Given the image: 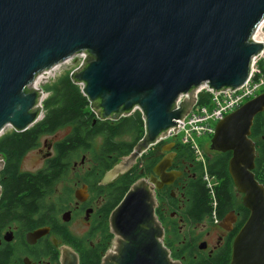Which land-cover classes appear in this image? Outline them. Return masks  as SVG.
Here are the masks:
<instances>
[{"label": "water", "instance_id": "obj_1", "mask_svg": "<svg viewBox=\"0 0 264 264\" xmlns=\"http://www.w3.org/2000/svg\"><path fill=\"white\" fill-rule=\"evenodd\" d=\"M263 30L264 0H0V136L7 127L22 133L38 122L45 93L35 87L37 79L82 54L69 76L96 119L116 122L138 111L143 120L142 138L102 178V185L110 183L170 130L175 133L202 88H240L264 49L256 42ZM263 110L264 92L219 121L210 141L212 150L231 153L228 173L250 212L230 264H264V234L258 235L264 231V190L251 172L249 138ZM169 164L161 160L154 169L159 179L137 180L111 211L113 242L101 264H180L162 243L155 215V189L179 175L165 173ZM3 165L0 157V170ZM69 217L64 213L62 220ZM48 232L39 229L27 241ZM58 263L79 264L78 255L63 245Z\"/></svg>", "mask_w": 264, "mask_h": 264}, {"label": "trees", "instance_id": "obj_2", "mask_svg": "<svg viewBox=\"0 0 264 264\" xmlns=\"http://www.w3.org/2000/svg\"><path fill=\"white\" fill-rule=\"evenodd\" d=\"M258 67L264 75V62L260 61ZM70 72L60 74L41 86L46 97L41 104L43 117L39 122L25 132L9 131L0 136V156L5 160V168L1 173L3 180L0 181V219L21 224L25 232L40 226L51 227L53 235L78 255L79 264H101L103 254L113 238L108 227L111 211L129 187L141 178L138 174L141 170L139 166L142 165V170L147 175L160 157H156L154 152H148L131 171L120 176L113 184L105 188L97 186L99 182L96 178H102L121 157L129 155L142 138L143 120L138 111L116 122L95 120L81 88L71 81ZM207 98L206 93H199L198 104L204 105ZM65 125L71 126V132L60 143L55 144L52 157L45 161L44 169L35 173H20L18 167L21 160L36 147L39 139ZM160 144L159 142L158 145ZM176 146L185 149L186 153L182 154V158L193 156L188 146L178 142ZM86 154H90L93 167L86 173L85 182L93 181L91 191L97 195L106 194V197L94 216L97 225H94V229L88 232L87 239L84 240L71 234L67 228L60 229L59 226L62 225L57 217L58 210L53 204L45 206L43 202L49 191L67 173L70 161ZM229 159L230 153L219 154L212 159L206 158V172L215 182L211 193L202 179L203 167L198 177L189 180L187 197L192 205L191 219L207 212L211 215L212 209L221 216V212L231 205L233 185L228 173ZM93 238H98V241L92 242ZM21 245L24 244L20 239L14 245L0 247V264H17ZM22 250V255L27 253ZM47 255L52 264H58L55 251L49 250ZM228 262L229 256L226 253L215 259L213 264Z\"/></svg>", "mask_w": 264, "mask_h": 264}, {"label": "flooded vegetation", "instance_id": "obj_3", "mask_svg": "<svg viewBox=\"0 0 264 264\" xmlns=\"http://www.w3.org/2000/svg\"><path fill=\"white\" fill-rule=\"evenodd\" d=\"M263 92L264 90H262L260 94ZM95 120H97L96 117ZM67 127H70V131L68 132V134L62 139H57V132ZM10 131L13 130L11 129ZM70 132L71 126L65 125L57 129L51 135L42 136L37 142L36 147L27 153L29 154L34 150L42 152V167L34 172L24 171L22 167V161L27 155L26 154L19 164L18 171L20 173H35L43 170L45 161L52 157L55 144L60 143L65 137L70 134ZM249 138L254 144L255 149L254 166L251 172L254 176V179L259 185L263 187L264 190V110L254 117L252 127L250 129ZM42 139L43 141L41 143L40 141ZM176 144L177 142L173 139H168L160 145L155 144L149 147L148 150H146L143 154L140 155V157L137 158L136 163L128 171L119 175L112 182L105 185H102L101 179L97 186L105 188L113 184L114 181L117 180L120 176L125 175L126 173L131 171L139 162L140 158H142V156L148 152H154L155 156L160 157V159L152 167L151 172L147 175L144 174L142 165H140L139 167L141 168V170L138 174L141 176V178L139 179L149 180V178L151 177L159 179L158 175L154 173V169L161 162V160H163L164 158H169L170 164L165 173L176 172L179 175L175 177V179H173L171 183L165 184L159 189H155L154 192L156 200L155 215L162 227V243L169 251L170 258L176 262H179L180 264H213L215 259L227 253L229 256L228 264H230L234 239L250 216L249 210L242 204L243 195L237 192L232 182V202L229 208L221 212V216H219L218 213H215V210L212 209L211 215L209 214V212H207L205 214H202L201 216H198L197 218L191 219L192 205L190 203V199L187 197V193L189 192L188 185L189 180H193L199 176L200 169L202 168V163L194 160V158L190 155L189 157H187V159L182 158V154L186 153L185 149L176 146ZM226 153L230 152H217L212 150L209 146L205 158L212 159L216 155ZM125 157H121L118 163L122 160V158ZM1 158L4 162V165L0 170V181L3 180L1 177V173L5 168V160L3 157ZM83 164L84 160L81 159L80 165L83 166ZM203 164L206 166V162H204ZM91 190L93 189L90 185H81V187L73 194L75 201L74 203L70 204L71 209L64 210L63 213L60 214V216H57L60 220L61 225H65V227L59 226V228H67V230L71 234H73L70 229L71 221L76 220L77 218H82L85 225L87 224L88 226V231L86 232L85 236L79 237L83 238L84 240L87 239L86 236H88V232L94 229V225H97V223L94 222V216L101 208V204L106 197V194L97 195ZM64 213L70 214L68 222H64L62 220V215ZM43 228H48L49 232L41 238L37 239L33 244L28 243L27 236L30 233ZM263 234L264 231L262 229L258 231V235ZM73 235L76 236L75 234ZM6 237H10L11 241L7 242L5 240ZM20 239L24 245H21L22 247H19L20 254L17 264H26L24 260H27V264H52L50 262L49 255H47L48 251H55L59 260L60 247L64 245L62 240L53 235L51 227L40 226L32 229L31 231L25 232L21 224L14 222L9 223L8 221L4 222V219H0V247L11 244L14 245L19 242ZM112 242L113 238L111 239L106 251L104 252L103 257L107 252L110 251ZM22 249L27 251V253L24 252V255H22Z\"/></svg>", "mask_w": 264, "mask_h": 264}, {"label": "built area", "instance_id": "obj_4", "mask_svg": "<svg viewBox=\"0 0 264 264\" xmlns=\"http://www.w3.org/2000/svg\"><path fill=\"white\" fill-rule=\"evenodd\" d=\"M256 42H260L264 45V30L257 35ZM74 57H79L81 61L84 58L82 54ZM260 61L264 62V49L252 62L250 75L247 81L234 91L215 93L207 88H202V90L197 93L196 104L192 107L188 115L183 120L177 121V130L175 133L173 130H170L166 138L161 141L173 139L182 145L188 146L196 156L200 155V148L195 143V137H212L215 131V126L219 121L247 101L255 98L262 90H264V75L258 67ZM52 70L42 74L39 78L47 76ZM35 87L41 88L36 84ZM199 93H206L208 95L207 101L204 105L198 104ZM44 97H46V94ZM179 136H181L180 139ZM202 179L211 193L215 186L213 178L209 177L205 172L203 173Z\"/></svg>", "mask_w": 264, "mask_h": 264}, {"label": "rangeland", "instance_id": "obj_5", "mask_svg": "<svg viewBox=\"0 0 264 264\" xmlns=\"http://www.w3.org/2000/svg\"><path fill=\"white\" fill-rule=\"evenodd\" d=\"M80 61L81 60L79 57H72L68 61L55 67L51 71V73H49L47 76H43L42 78H39L36 81V85L38 87H41L43 86V84H46V82H49L57 78L60 74L73 71V69L78 67ZM10 130L11 128L7 127L4 130L3 134L6 132H9ZM69 131H70V127L61 129L60 131L57 132L58 133L57 139H62L64 136L68 134ZM180 137L181 136H179V139ZM42 141L43 139L40 142L42 143ZM164 141H161L160 143H163ZM210 141H211V137H208V136L195 137V143L200 148L201 156L200 155L196 156L194 153H193V156L190 155L191 157L194 158V160H197L198 162L202 163L204 173L206 172V168L203 163L206 162L205 157L208 152V148L210 146ZM41 155H42V152H38V150H34L30 152L29 154H27L22 161L23 170L34 172L37 169L41 168L42 163H43V157ZM81 159L84 160L83 166L80 165ZM91 167H93V162H92L90 154H86L82 156L80 155L77 158H74L72 161H70V165L68 166L67 173H65L61 181L57 183L49 191L43 204L45 206L49 204H53L56 210H58V216H60V214H62L64 210H67V209L70 210L71 209L70 204L74 203L75 201V198L73 195L74 192L78 190L81 187V185L88 184L91 186L92 184L91 182H93L90 180L89 182L87 181V183L85 182V180L87 179L85 175L90 170ZM101 179H102L101 177H97L96 181L98 180L97 182H100ZM70 229L72 233L75 234L76 236L84 237L86 232L88 231V226L87 224L85 225L82 218H77L76 220L71 221ZM97 240H98L97 238H93L91 241L97 242Z\"/></svg>", "mask_w": 264, "mask_h": 264}]
</instances>
